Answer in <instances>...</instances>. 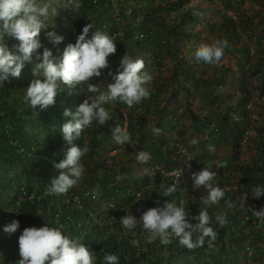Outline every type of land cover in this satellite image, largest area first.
Returning <instances> with one entry per match:
<instances>
[{"label": "rangeland", "instance_id": "obj_1", "mask_svg": "<svg viewBox=\"0 0 264 264\" xmlns=\"http://www.w3.org/2000/svg\"><path fill=\"white\" fill-rule=\"evenodd\" d=\"M90 1H92L93 4H91ZM247 1L248 5L252 4V7L244 14L260 18L263 21L264 6L262 7L261 4L264 5V0L263 2H261L262 0ZM44 2L50 3L51 6L56 9L57 15L59 12L68 11L71 15H73L71 20L72 27L68 33L69 36L67 35L69 41L71 40L70 34L75 35L76 33H79L82 26H85L88 23H93L96 28H100L101 25L99 24L98 19L107 20L106 15H103V11L106 12V14L108 11L113 12L114 15H117L118 13L116 17L121 18L119 21L120 24L118 31L120 36L118 41L120 42L117 46L122 45L123 41L125 42V45H127V43L133 45L134 42H131L130 39L125 41L124 35H134L141 32V30H145V28H147V31L149 32V37H154L155 41L159 39L156 36L158 33L157 27L155 25V27L150 25L149 22H146L144 26L138 25L130 30H127V27L129 26L128 20H132V22H130L131 25L140 23L139 18H141L140 14H142L140 9H143L145 12V20H150L149 16L146 15L147 8L143 7L142 0H98V2H94V0H80L81 7L75 12L72 8L65 6V4L68 3V0H44ZM108 2L111 3V5L106 7L105 5L108 4ZM160 2L164 3L163 6L165 8L173 4L174 7L171 8H175L176 6L174 0H161L159 3ZM243 2L245 1L243 0ZM187 7L189 10L194 9L190 5H184L183 9ZM178 8L172 10V20L178 17L177 14L180 15L181 12L179 13V10H177ZM235 10L237 11L236 18L234 19V23L236 24L235 26L240 24L237 36L238 38H242L243 41H246L245 43H240L242 48L238 49V52H242L241 55L245 57L247 53L245 47H250L251 58L249 57V61H243L240 66L236 65L234 68H230L229 71L233 70L234 73H236V76L229 80V84H216L219 94H212V97L216 98L221 96L224 101V105L222 106V103H220L221 106L216 108L214 102L212 104L214 107L213 110L209 107L211 105L210 102L213 99H203L201 101L197 98L196 100L191 101L188 106L184 102L185 107L183 109L180 108L179 110L180 118L178 114L175 115L176 118H174L171 123L175 127L171 128L172 131L169 132L171 135H167L166 131L168 130V127L166 128L165 125L159 121L153 123V120L155 119L153 116H164L166 114V111L161 110V108L158 110L157 108V105L165 103V101L158 103V99L163 97V95H160L159 91L156 92L154 88L158 86V83L162 84V81L161 77L157 75V70L154 71V79L149 86L151 88V94L148 99L143 100L141 103L132 108H128L126 105L120 103H116L115 105L107 104V107L105 106L111 116V119L108 120L111 125H118L119 123L116 122L115 115H119L120 113L123 114L124 119L127 120L128 129L132 135V141L134 144L118 145L115 142L112 143V141L109 143V140H106L105 135L100 133V125L94 121V129L91 130L89 127L84 130V141H79L78 139L73 141L74 144L79 146H83V143L86 142L89 149L92 148L93 150V153H91L90 150L89 153L82 158V163L86 168L83 179L79 181L76 186L70 189L66 195L56 196L50 194L47 191L48 186L45 187L42 193H38L37 190H35L37 192H35V196L38 197V199L39 197L43 198L47 194L49 196H53L48 198L46 206L50 209L45 208L42 201V204L37 209L39 214L53 217L55 209L58 208L59 205L73 200L76 202L75 204L79 206L82 205L88 215L92 218V223L88 222L89 228H92L93 224H104V227H101L99 231L100 236L97 242L98 244L101 245L103 242H108L111 239V235H116L119 240L118 248L124 249V240L130 244H132L131 241L135 240L138 247L140 240L143 247H145L143 248L145 251L146 246L150 247V244L145 242L147 233L137 229L134 232H129L125 235L126 230L123 229V227H116L115 218L117 216H120L121 218L126 214L125 211H127L132 212V214L139 218L143 211L155 206H162L164 201L167 199L175 200L178 203L182 201L186 207V211L188 212L193 204L195 206L198 205L196 212V214H198L200 206L202 207L200 204V198L206 195L205 190H194L192 188V183L186 184L184 189H180L178 186V190L173 193L171 197H164L162 195L161 185L163 184L166 187L173 183L170 179H168V173L172 172L175 168L185 166L183 160L180 161L176 158L181 154L176 152L173 153L176 142H180L187 146V149L190 152H196L194 164L197 168L199 167L200 169H203L207 167L214 172L216 171L215 168H220L218 173H216L214 182L220 183V185L227 190L228 199L233 204V207L231 208L227 207V205L223 202L216 205L219 213L226 215V219L228 221L226 225L229 230L227 234L222 237V240L217 238L214 243V249L208 250V252L210 251V253L216 257L214 258L206 251V254L208 255L203 257V260H205L207 264L215 263L213 259H217L216 262L218 264H264V258L262 259L264 251L261 249L262 246H264V236L259 234V240L255 237L257 233L264 232V223H261L256 217H254L249 208V206H252L259 210L264 207V204H259L258 198L252 197V189L255 186H264V27H259L253 23L252 24L254 26L252 27L251 24L249 26L248 22L246 24H241L240 10ZM135 11H137V13H135ZM55 15L50 18L48 28H52L56 24L57 26L59 25L60 27L68 28V25L65 24L61 18H58ZM204 16H198V19L202 21V24L205 20L203 19ZM216 16L217 15L212 14V18L210 19L212 20ZM153 18L156 19L155 16H153ZM202 24H196L195 28L202 26ZM149 26H151L153 30L148 29L150 28ZM246 27H250V35L247 32ZM257 29L261 30L262 33L257 31ZM241 30L243 33L239 34ZM92 31H94V29H92ZM92 31H90V33ZM106 33H109V31ZM234 33L236 34V32ZM61 34L64 33L61 32ZM90 37L91 36L89 35V38ZM11 41L17 42L14 39ZM11 41L9 43L12 44ZM11 46L12 45H10V47ZM164 49H167V47ZM43 50L44 48L41 47L38 51L43 52ZM139 50L140 48L137 51ZM137 51H135L134 47L132 52L126 53L134 57L137 55ZM141 51L143 52L145 50ZM126 53L124 54L122 45L121 48H117V52L114 55H110L109 57H113V61L116 58H120L121 60ZM232 53L233 51H231V54ZM58 54V52L54 53L56 62H59L62 59V57ZM62 54L63 52L61 55ZM146 55H144V58L147 57ZM154 62L155 61H150L147 70H150L151 68V72H153V68L155 67ZM190 63L197 66L199 62H197L195 58L191 57ZM253 63L262 64V70H258L259 72L263 71L261 74H259L258 71L254 72ZM248 64L250 65L248 66ZM145 66H147L146 60ZM33 69L34 67L29 65V62L25 63L24 70L33 71ZM239 77L241 78L242 83L240 87L237 88L231 83V81L233 79H238ZM28 79L29 76L21 74L18 78L10 76L6 82L22 84L24 80ZM172 81L175 83L174 78ZM110 83H114L113 75L111 76L110 74L105 73L104 77H102L99 82L94 84L98 85L102 89H106ZM81 88L82 86L79 89ZM101 92L104 91L102 90ZM101 92L87 93V95L90 98H94L95 95H99ZM167 92L169 93L171 91L167 89ZM190 95L194 94L191 92ZM235 96L238 98L237 100ZM16 98L19 100L17 103L19 104L21 102L20 99L22 98L19 94ZM245 101H247L246 105L249 102L252 103L250 108L247 107L245 109L246 112H244L242 108H239L240 105H238V102ZM233 108L234 110H230ZM227 110L232 113L233 119L239 115L246 117V113L250 114V116H247L250 119L245 120L243 123L235 119L237 123H233L234 125H231L230 121H225L228 119L227 116L222 119L216 114L226 113ZM147 113L148 116L146 115ZM124 114H126V116ZM182 115H185L186 121L185 117L183 118ZM224 115L225 114H223V116ZM153 126L159 127L163 130L160 136L152 135L150 129ZM185 131H188V135ZM175 132H178V136ZM192 138H198L200 141L196 148L189 146V141ZM94 140H96V142H94ZM141 150L148 151L152 154L153 158L147 165L140 164L135 159L137 152ZM60 160L62 159H59L58 162ZM221 161L226 162L225 167L218 165ZM53 167L51 168L53 170L51 177L59 174L57 169ZM145 167H150L152 169L153 176L150 177L143 173V168ZM117 175H122L123 179L117 181ZM188 181L190 180L188 179ZM129 183L138 186L135 188L133 186V191L136 192L133 197L122 193L124 186ZM245 193L248 196V201L242 204L241 201L237 199V196ZM12 196L15 195H13L11 191L10 194H6L3 198H0V207H7L6 210H10L11 212L12 209L16 213L19 212V206H21V208L23 206V197L16 195V200L12 202ZM135 197H139L141 200L136 201V199H134ZM260 198L262 200L261 202L264 203V196H261ZM156 202H159V205H156ZM110 206H115V208H110ZM123 209H125V211ZM5 217L6 214L4 217L0 216V246L8 235V233H5L3 230V227L7 225L4 223L8 221L4 219ZM191 222H193V220ZM211 224L212 227L216 225V228L220 226L215 218H212ZM1 225L3 227H1ZM103 230H107L108 239H103ZM174 240L177 239L173 238L172 243H174ZM172 243L168 246L174 245V247H177L178 242L174 244ZM12 245L13 240L10 238V243L4 246L3 249L4 256L9 257L11 263L15 262L19 255L17 252L14 253V256L11 254L13 252ZM238 245L241 246L242 250L238 249ZM255 247L257 248L255 249ZM109 251L107 252L115 253L117 255L120 254V250L114 251L112 250V247ZM168 252L169 250L166 248L159 253L162 254L161 257H164ZM253 256H255V258ZM194 257L196 260L195 254L192 253L189 255L186 251L171 255V259L179 261L180 264H199V261L196 260L195 262L193 260ZM19 258H21L20 255ZM120 263H122L121 257ZM96 264H103V262L96 260Z\"/></svg>", "mask_w": 264, "mask_h": 264}, {"label": "clouds", "instance_id": "obj_2", "mask_svg": "<svg viewBox=\"0 0 264 264\" xmlns=\"http://www.w3.org/2000/svg\"><path fill=\"white\" fill-rule=\"evenodd\" d=\"M65 6L72 8L75 12L81 7L80 0H68ZM229 9L231 8L228 7L226 10L227 17H229L227 13ZM195 10H197V13H195ZM55 14L56 9L44 0H0V84H3L10 76L18 78L25 63H31L35 56L36 60L40 61L35 64L33 69L36 79H33L25 88L22 98L23 103L35 115H38L37 108L45 110L55 105L57 96L65 89L70 94L73 92L79 94L80 91L77 89L86 86L82 103L79 104L76 111L73 112L67 108L64 110L63 115L68 119L59 129L64 141L70 144L71 147L67 149L62 160L53 162L59 174L52 177L47 191L50 194L61 196L66 195L84 177L86 168L82 163V158L89 153L90 149L86 142L83 143V146H79L74 144L73 141L80 138L85 129L92 128L94 121L100 125L99 127L109 125L108 130L111 131V136L106 139L109 140V143L112 141V143L115 142L118 145L134 144L127 120L124 119L123 114L116 119L118 125H111L108 121L111 116L105 106L120 103L132 108L148 99L151 94L149 86L154 79V72L145 70L146 66L143 59L133 58L128 54L124 55L118 62L115 61L118 59L116 58L113 64H109V56L117 52V43L112 36L96 28L93 23L86 24L77 36L76 42L69 43L66 46L59 62L55 61L52 50L47 47L43 50L41 60L38 51L42 47L40 33L42 29L49 27L48 22ZM200 15L202 13L197 8L189 10L188 32L192 31L196 24H202L201 21L193 20L194 18L198 19ZM235 27H240V24ZM92 29H95V31H92L89 38ZM46 36L50 42L56 45L64 40V37L58 35L55 31L47 32ZM12 39L16 40L17 43L10 47L9 40ZM160 47L164 49L168 46H162L160 43ZM227 47H229L227 39L215 38L211 43L201 44L195 52H192L191 57L195 58L197 62H203L205 65L219 66L224 55V49ZM156 58L160 59V57L155 56L154 61H156ZM108 66L110 68L112 66L118 67L117 72L113 75L114 83L108 85L107 91L90 98L87 93L99 91V86L93 83L99 82L105 73L110 74L106 71L102 74V70H105ZM124 115L126 116V114ZM118 116L120 115H116V117ZM174 118L176 117L171 116L170 121L160 123H163L166 128L175 127L171 124ZM150 130L154 136H160L163 131L161 128L154 126ZM106 132L107 130L103 129L100 131L104 135ZM199 143L198 138H192L189 141V146L196 148ZM181 144L183 143L176 142L173 153H177L178 146ZM180 152L182 154L176 158L180 161L183 160L185 165L191 168L190 161L193 159L194 162L196 152L190 153L183 146H180ZM152 158V154L144 150L138 151L135 157L137 162L145 165L149 164ZM218 165L225 167L226 162L221 161ZM215 169L214 172L207 167L203 169L198 167V171L192 172L191 178L184 175L177 180H175V177H179L183 174V171L181 169L174 170L168 173V179L173 183L166 187L163 184L161 185L164 197H171L178 190V186L180 189H184L188 183H192L194 190H205L206 195L200 198L202 207L200 206L198 214L190 215L182 201L178 203L175 200L167 199L162 206H155L143 211L139 218L132 212L123 209L126 214L121 218L117 216L115 219L119 220L123 229L126 230L125 235L137 229L147 233L145 237L147 244L158 241L160 245L168 246L175 238L180 246L189 250L203 247L205 242L209 247H213L218 238V232L215 230L216 225L211 226L212 218H215L221 227L228 222L226 215L220 214L216 205L223 202L227 207H233L232 202L228 199L227 190L220 183L214 182L216 173L220 168ZM143 173L150 177L153 176L150 167L143 168ZM122 179V175L116 176L117 181ZM133 186L134 188L138 187L129 183L124 186L122 193L131 195V197L134 196L136 192L133 191ZM26 196L28 197V195ZM26 196L24 197L26 198ZM261 196H264V186H255L252 189V197L258 198L259 204H264L261 202ZM36 198L38 199V197ZM134 199L136 201L141 200L139 197ZM237 199L244 204L248 201V196L245 193L237 196ZM75 203L71 200V202L59 205L55 209L54 216H50L54 222L45 218L46 221L53 223L54 227H49L48 222L42 227H27L30 222L21 219L19 215V220H15V212L11 209L9 219L6 221L9 224L3 230L9 235L16 233L17 230L21 232L18 237L21 258L16 264H96L95 252L85 246L79 237H73L64 230L63 222L68 225L69 208L71 206L84 208L82 205L79 206ZM156 205H159V202H156ZM193 206L195 205L193 204ZM110 208H115V206H110ZM196 208L198 209V205H196ZM249 208L253 216L264 223V207L259 210L252 206H249ZM59 211H62L60 217L56 216ZM17 213L19 214V212ZM41 216L44 217V215ZM192 220L195 223L191 222ZM92 221V218L89 219V222L92 223ZM95 225L93 224L92 227ZM103 239H108V236L105 235ZM131 243L137 246L135 240ZM98 246L101 245L98 244ZM102 259L103 264H120V257L115 253L105 252Z\"/></svg>", "mask_w": 264, "mask_h": 264}, {"label": "trees", "instance_id": "obj_3", "mask_svg": "<svg viewBox=\"0 0 264 264\" xmlns=\"http://www.w3.org/2000/svg\"><path fill=\"white\" fill-rule=\"evenodd\" d=\"M158 0H142L143 7H148L150 9L154 8V6L157 4ZM161 1V0H159ZM94 2H98V0H94ZM91 4L92 1H90ZM104 3V2H103ZM111 3L108 2L106 4V7H109ZM240 5V0H235L233 3H230L229 8H238ZM104 6V8H105ZM61 7V6H60ZM63 8V7H61ZM102 10V9H101ZM154 9H152L153 11ZM103 11V10H102ZM101 11V13H102ZM106 15L107 20L98 19L99 24L101 25L100 29L101 31L107 32L109 31V35L112 36L115 40V42L118 44L120 41V36L118 34L119 31V21L116 17L118 15L113 14V12L103 11V15ZM184 14V15H183ZM183 15V16H182ZM58 18H61L65 24L68 25V28L60 27L54 25L52 28H46L42 29L40 33V40L42 42V48H49L53 52V58L54 53L58 52L61 57V53L64 51L65 46L69 43H75L77 36L82 31L83 27L79 30V33H76L75 35L70 34L71 40L69 41L67 38L68 33L70 32V29L72 27L71 20L73 15L70 14V12H59L58 15H55ZM176 20L170 24L169 29L165 27V30L158 31L156 34L157 38H159L157 41H155L154 37H148L144 43L139 44V40L136 38V34L134 35H124L125 41L127 39H130L131 42H134V46L131 44L125 45V42H122L123 45V52H132L133 48L135 47L138 50V52H141V50H150L151 46L154 45L153 42L160 46V43L162 44V40L165 39L166 43L165 45H169L170 40V33L172 30L178 33H187L188 29V21L190 20V17L187 16L186 13H180L177 14ZM187 16V17H186ZM231 24L232 30L236 32L237 34V28L235 27L234 21L227 17ZM186 20V21H185ZM199 21V19H198ZM227 19L223 20V22H226ZM234 23V24H233ZM81 26V25H80ZM210 27V25H208ZM150 30H153L151 26H149ZM245 29V28H243ZM247 31L250 30V27H246ZM49 31H55L58 35H62L64 37V40L56 45L50 42V40L47 38L46 33ZM92 31V30H90ZM95 31V29H94ZM142 32L147 33V28L145 30H141ZM63 32L64 34H61ZM229 33V32H228ZM250 35V32H248ZM92 32L89 33L91 36ZM229 35V34H228ZM69 36V35H68ZM165 37V38H164ZM154 40V41H153ZM11 40H9L10 42ZM9 43L10 45H14L17 42L11 41ZM246 42V41H245ZM120 45V48L122 47ZM147 48V49H145ZM41 49V48H40ZM247 50L246 56L251 58L250 53V47H245ZM137 52V54H138ZM40 53V58L42 60V51ZM158 54L153 53L151 56H147L144 59L147 60L150 57H155ZM60 57V58H61ZM143 59V57H142ZM120 58L116 59L115 61L118 62ZM144 60V61H145ZM40 61H37L35 56L33 57V61L29 63V65L35 67V64ZM155 66L156 64H159L158 61L154 62ZM259 65V64H258ZM28 67V66H27ZM149 64L146 66V70L148 69ZM257 68V67H256ZM260 69H257V71ZM106 72L111 73L112 69L108 66L105 68ZM151 71V68H150ZM154 72V71H153ZM254 72L255 68H254ZM21 74H24L25 76H29L28 80H24L22 84H14L10 82L4 81L3 84H0V198H3L6 194H10L12 191V202H14L17 198V196L23 197V206H19V217L25 220H28L30 222L28 224L29 227L36 226V227H42L44 226L48 221L46 219H51L53 222V218H50L47 216H41L37 215L38 208L42 204L45 205V208H47V202L49 196L48 194L45 195L42 200L37 199L36 197H33L32 199H29L26 195H32L35 196L36 193H42L46 186H49V181L52 179L51 175L53 174V170L51 169L54 166V161L58 162L59 159H62L63 156L65 157L66 151L69 147H71L70 144H68L63 139L62 133L59 131L60 127H62L63 123L66 121V118L63 113L64 110L71 109L73 112L76 111L77 107L80 103H82V96L84 95L86 91V86H83L81 89H77L80 91L79 94L73 92L69 93L67 89L62 91L56 98V104L53 106H50L49 108L45 110H40L37 108L38 115L33 114L32 110L29 109L24 103L23 99L17 100V95L19 94L21 98H23V95L25 93V88L30 84V82L33 79H36V76H34L33 71L31 70H24L22 69ZM192 84L191 86H187L188 90H191L193 94H200V90L197 88L196 83L199 82V79L197 77H192ZM198 80H197V79ZM196 83H195V82ZM92 82V81H91ZM188 82H190L188 80ZM93 83V82H92ZM94 84V83H93ZM193 87V88H192ZM167 90H162L163 92H166ZM172 92V91H171ZM159 91V94H162ZM201 96H204V99H208V94L202 93ZM237 96V95H236ZM221 97V96H220ZM247 101L245 102H238L239 108H242L244 112H246V105ZM221 105L216 104V108H219ZM230 110H234L230 109ZM119 112V111H118ZM218 116H220L222 119L223 117H228L225 121H230L231 125H234L233 123H237L236 120H239L240 122H244L245 120H249L250 118L247 116H250L249 113H246V117H243L241 115L236 116L235 119L232 118V113L230 111H226V113H216ZM223 114H225L223 116ZM120 116L115 118H120ZM247 118V119H246ZM249 122V121H248ZM229 125V124H228ZM103 126V127H102ZM101 128L103 130H107L105 133V137L110 138L111 131L108 130L109 125H102ZM220 126V124H219ZM95 127H92L94 129ZM100 129V131H102ZM79 141H84L83 134L80 138H78ZM96 142V140H94ZM93 142V143H94ZM90 152L93 153L92 148H90ZM55 168V167H53ZM58 171V170H57ZM58 173V172H57ZM37 190V192L35 191ZM36 192V193H35ZM17 195V196H16ZM26 196V198L24 196ZM131 196V195H130ZM133 197V196H132ZM226 199V198H224ZM10 207V206H9ZM7 207H0V216L4 217L6 214L5 220L9 219L10 210H6ZM21 209V210H20ZM50 209V208H47ZM197 208L196 206H191L189 213L191 215H196ZM70 216L67 220L66 225L63 222L64 230L67 233H70L73 237H79L81 241L87 246L91 251L95 252L96 260L103 262V256L105 252L109 251L112 247V250H120V257L122 258V263L120 264H180L179 261H174L171 259L172 254H179L183 251H186L187 254L191 255L192 253L195 254L196 260L199 261V264H207L205 260H203L206 255L210 253L208 250H212L215 248V244L213 247H209L207 242H205V245L203 247L196 248L194 250H189L185 247H182L177 244V247H174V245L171 246H162L159 244V242L151 243L150 247L146 246V250H142V247L132 246L129 242L123 241V248H118L119 240L116 235H111V239L107 242H103L101 245L98 246L97 241L100 236V229L101 227H104L103 225L96 224L92 228L89 229V219H91L90 216H88V213L84 208L78 207V206H71L69 208ZM39 214V213H38ZM46 218V219H45ZM195 223V221L193 222ZM9 224V223H5ZM49 227H54L55 225L53 223L48 222ZM120 226L119 220H116V227ZM1 227H3L1 225ZM4 228V227H3ZM215 229V228H214ZM215 230L218 232V239L222 240V237L227 234L228 232V226H218ZM18 230L16 233H13L11 235H7L5 240L3 241L2 245L0 246V264H16V262L20 259L19 255L16 258L15 262L11 263L9 257L4 256V246H6L8 243H10V238L13 240V252L11 253L14 256V253L17 252L19 254V246H18V239L15 238V236L18 235ZM103 236L107 235V230H103L102 232ZM264 236V232L257 233L256 239H260V235ZM10 237V238H9ZM225 239V238H224ZM178 240H174V243H177ZM172 243V244H174ZM139 245L143 246V244L139 240ZM168 248L169 252L163 257H161L162 254L159 252H162L164 249ZM257 247H255L256 249ZM238 249L242 250L241 246L238 245ZM237 249V250H238ZM264 251V246H262ZM208 254H206L207 252ZM110 252V251H109ZM117 253V252H116ZM152 255V256H151ZM216 257L215 255H212ZM255 258V256H253ZM264 256L262 257V259ZM195 262V257L193 259ZM205 261V262H204ZM215 263L218 264L216 261L217 259H213Z\"/></svg>", "mask_w": 264, "mask_h": 264}, {"label": "crops", "instance_id": "obj_4", "mask_svg": "<svg viewBox=\"0 0 264 264\" xmlns=\"http://www.w3.org/2000/svg\"><path fill=\"white\" fill-rule=\"evenodd\" d=\"M233 1L234 0H174V3L176 5L175 8L179 7L177 9L179 10V13L180 12L186 13L187 16H189V8L187 7L183 9L184 5H190L193 8H198L201 11L202 16L205 15L203 18L205 20L203 21L202 26L196 27L192 29V31L187 33H182V32L178 33L172 30L170 33V40L167 49H162L159 45L155 43V41L153 42L154 45L151 46L150 50L138 52L136 49L138 54L133 58L142 59L143 57L144 59V55L146 54H147L146 56H149V54H153V53L158 54L156 57H160V59L156 58V61H158L159 64H157V66L153 68V71L157 70L158 73L157 75L161 77L162 84L158 83L159 87L157 86L154 89L156 92L160 91L161 93L162 90H167V89L169 91H172L169 93L167 91L163 92L162 93L163 97H161L160 99L157 98L158 103L165 101V103H161L160 105H157V108L158 110H160L159 108H161V110L166 111V114L164 116L161 115L153 116L155 118L153 120V123H156L158 121L163 123L166 121H170V117L171 116L174 117L177 114L180 118L179 110L180 108L183 109L185 107L184 102L188 106V104L191 101H194L197 98L202 101L204 99V96L203 97L201 96L202 93L206 92L209 97H212V94L214 95L219 94L216 88L217 87L216 84H221V83L229 84V80L231 78H234V76H236V73H234L233 70L229 71L230 68H234L236 65L240 66L242 62L245 60L249 61L247 56L243 57L241 55L242 52L241 53L238 52V49L242 48V45L240 43H245V41H243L242 38L240 37L238 38L237 34L234 33L232 27L230 26L231 21L229 19H227L226 22H223V20L227 18L226 16V10L228 8L227 6H229L230 3H233ZM244 1L246 3L243 2V0H240V5L238 6V9L240 10L241 13V21H242L240 23L246 24L248 22L249 26L251 24L252 27L254 25H257L259 27H264V20L262 21V19L260 18H255L249 16V14L248 16L244 14L252 7V4L248 5L247 0ZM261 2H263V0ZM163 4H164L163 2L159 3L158 0L157 4L154 6V8H152L154 9L153 11L152 9L146 7L147 8L146 15L149 16L150 20H145L146 17L145 12L143 9H140L142 12V14H140L141 18H139L140 23H137L136 25L135 24L131 25L130 22H132V20H128L129 26L127 27V30H130L138 25L144 26L146 22H149L150 25L153 26L155 25L157 27V31H163L165 30V27L169 29L170 24H172L176 20V19L174 20L171 19L172 10L175 8H171L174 7V4L171 6L169 5L167 8H165ZM261 6L263 7L264 5L261 4ZM135 13H137V11H135ZM212 14L217 16L211 20L210 18H212ZM153 16H155L156 19H154ZM193 20H198V19L194 18ZM208 25H210V27ZM257 31L261 32V30L259 29H257ZM221 32H222V36H221ZM215 38L227 39L229 42V47L224 49V55L219 66H215V67L209 66V65H205L203 62H201V64L199 62L197 66L191 64L190 57L192 52H195L201 44L211 43V41ZM117 48H120V45L117 46ZM231 51H233L232 53L233 56L231 54ZM113 63H114L113 57H109V64H113ZM255 64L256 63H253V68H255V71H257V69L262 70L263 66L261 63H259V65L258 64L255 65ZM249 65L250 64H248V66ZM111 69L112 71L110 74L112 76L117 72L118 67L115 68L112 66ZM263 71L260 72L258 71V73L261 74ZM162 77H166V78H162ZM192 77H197L199 79L198 84L195 81L194 82L196 83L197 88L200 90V94L190 95L192 91L187 89V86H191L192 84V79H193ZM173 78L175 80V83H173L172 81ZM188 80L190 82H188ZM231 83L238 88L240 87L242 80L239 77L238 79H233ZM107 88L102 89L99 87V92H101L102 90L107 91ZM238 96L241 97L240 95ZM209 97L208 100L213 99L210 102L211 105L209 106L213 110L214 107L212 106V104L214 102H215V107L216 104H220V103H222V106L224 105L223 104L224 101L220 96L216 98L214 97L209 98ZM235 98L236 100L238 99L236 96ZM205 100L207 99L205 98ZM148 113L146 114L147 116ZM182 117L184 118L185 115H182ZM185 121H186V117H185ZM171 128H168V130L166 131L167 135H171L169 133L170 131H172ZM185 133L188 135V131H185ZM175 134L178 136V132H175Z\"/></svg>", "mask_w": 264, "mask_h": 264}, {"label": "built area", "instance_id": "obj_5", "mask_svg": "<svg viewBox=\"0 0 264 264\" xmlns=\"http://www.w3.org/2000/svg\"><path fill=\"white\" fill-rule=\"evenodd\" d=\"M236 10H235V8H231V9H229L228 10V16L233 20V21H235L234 19L236 18ZM195 13H197V10H195ZM118 20L120 19V17H118L117 18ZM237 31H239V27L237 28ZM150 32H152V31H150ZM247 32H250V30H248ZM148 33L149 32H147V33H145V32H139V33H137L136 34V38L139 40L138 42H139V44H142V43H144L145 42V40L149 37V35H148ZM243 32H242V30L239 32V34H242ZM40 38H41V36H40ZM165 43H166V40L165 39H163L162 40V46H166L165 45ZM154 58L155 57H150V58H148L146 61H147V64H149L150 63V61H154ZM105 72V70L103 69L102 70V74ZM153 73V72H152ZM251 102H249L248 104H247V107L248 108H250L251 107ZM180 146H183L184 148H186L187 149V146H185V145H183V144H181V145H179L178 146V149H177V153H179V154H182L181 152H180ZM188 150V149H187ZM188 152H190L189 150H188ZM191 153V152H190ZM183 156H184V154H183ZM190 164H191V168H189L187 165H185L184 167H178V168H175L174 170H178V169H181L182 171H183V174H181L179 177H175V180H177V179H181L184 175H188L190 178H191V175H192V172H195V171H198V168L196 167V165L194 164V162H193V159L190 161ZM173 170V171H174ZM172 171V172H173ZM34 196H32V195H29L28 196V198H33ZM61 214H62V211H59L58 213H57V215L56 216H61ZM14 219L15 220H19V218H18V213L16 212L15 214H14ZM25 225H27V224H25ZM27 227H29L28 225H27ZM21 234V232H18V235L17 236H15V238L16 239H18V237H19V235ZM130 245H133V244H130ZM139 248L140 247H142V250H143V248H145V247H143V246H138Z\"/></svg>", "mask_w": 264, "mask_h": 264}]
</instances>
